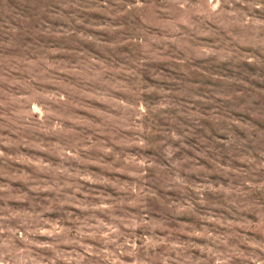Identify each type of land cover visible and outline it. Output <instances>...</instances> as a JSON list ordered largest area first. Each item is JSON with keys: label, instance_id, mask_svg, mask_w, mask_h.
<instances>
[{"label": "rangeland", "instance_id": "1", "mask_svg": "<svg viewBox=\"0 0 264 264\" xmlns=\"http://www.w3.org/2000/svg\"><path fill=\"white\" fill-rule=\"evenodd\" d=\"M0 264H264V0H0Z\"/></svg>", "mask_w": 264, "mask_h": 264}]
</instances>
